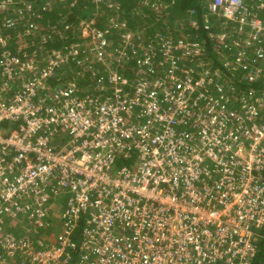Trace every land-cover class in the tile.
Segmentation results:
<instances>
[{
  "label": "built area",
  "instance_id": "2783aa9c",
  "mask_svg": "<svg viewBox=\"0 0 264 264\" xmlns=\"http://www.w3.org/2000/svg\"><path fill=\"white\" fill-rule=\"evenodd\" d=\"M11 2L0 0V12ZM208 3L212 16L238 22L246 35L234 65L225 59L223 66L264 85V48L252 43L264 26L246 18L244 0ZM7 41L0 34V126L14 129L0 127V217L48 228L53 202L61 206L55 242L15 240L0 226L7 257L21 264H252L264 239V92L224 96L209 65L190 57L197 45L178 42L175 52L167 42L158 56L144 54L147 77L113 73L98 85L101 99L83 98L75 84L49 86L54 68L67 63L65 51L39 69L36 51L11 53Z\"/></svg>",
  "mask_w": 264,
  "mask_h": 264
},
{
  "label": "trees",
  "instance_id": "16d2710c",
  "mask_svg": "<svg viewBox=\"0 0 264 264\" xmlns=\"http://www.w3.org/2000/svg\"><path fill=\"white\" fill-rule=\"evenodd\" d=\"M113 5L107 4L106 0H12L4 12L0 14V34L2 37L9 36L10 32L15 34V39L25 41V45L34 43H41V45H48L51 36L54 38L56 33L61 32L65 34L60 36L58 40L61 41V47H66L68 50L77 49L79 52L76 54L66 53L70 58L69 62L74 65L77 72L73 76L79 81V93L90 94V96L83 98L101 99L103 92L99 93V88L96 87L94 75L91 73L92 68L97 64L102 65L100 61L92 60L85 63L87 70L82 73L80 61L83 60L84 51L87 50V40L82 38L80 31L85 23L93 21L92 29L97 34L104 36V44L101 40H96V45L92 46L93 49H100V56H109L108 61L115 62L118 57L123 61L120 70L123 77L126 79L135 80L140 72L146 74L152 71L144 67V54L151 51L155 56H158L159 50L163 43L169 42L170 44L178 46V42L191 43L190 45L198 42L200 49L196 55H208L212 65L209 68L210 73L218 79V83L225 84L222 94L228 96L230 99L238 97L242 92H249V90L264 92V85L258 82H249L241 79L236 70L227 69L223 66L224 60L227 59L228 53L225 51L230 47L237 51L239 46L246 39V35H240L237 31L239 23L229 21L228 23L222 19L219 21L216 16H212L209 10L208 0H110ZM246 8V18L260 22L264 26V0H244ZM29 6V9L27 8ZM19 13L21 17L17 14ZM7 18L14 19V25L9 27L6 24ZM24 19V20H22ZM26 19V20H25ZM31 25V26H30ZM53 27V31H51ZM230 29V31H229ZM50 32H45L49 31ZM66 30V31H65ZM248 35H251V28L247 26ZM40 32H43L40 34ZM228 33L231 36L224 42H220V35ZM75 34V35H74ZM43 35V37H41ZM45 35V36H44ZM129 36V40H125V36ZM41 37V38H39ZM218 37L219 39H217ZM20 38V39H19ZM32 38H34L32 40ZM56 38V37H55ZM68 38V39H67ZM71 38V39H70ZM264 48V34H260L257 40L252 41ZM84 44V45H83ZM59 45V46H60ZM16 44L9 45V49L15 48L17 52L19 46ZM12 47V48H11ZM258 47V46H257ZM256 47V48H257ZM222 48V49H221ZM255 47L252 48V50ZM65 49V48H64ZM66 49V50H67ZM182 48L177 47L175 52ZM217 50L220 51V61L213 57ZM12 51V50H11ZM141 51V53L139 52ZM215 51V52H214ZM89 52V50H88ZM87 52V54H88ZM109 52V53H108ZM204 52V54H202ZM12 53V52H11ZM93 55L95 52H91ZM41 49L34 55L36 61L39 63V69L44 68L48 64L49 58L42 56ZM110 54V55H109ZM143 54V55H142ZM181 54V52H179ZM90 55V54H89ZM189 55H195L193 51ZM111 57V58H110ZM46 58V59H45ZM114 59V60H113ZM182 59H185L184 56ZM79 61V63H75ZM117 60V59H116ZM141 65V66H140ZM66 66V65H65ZM154 66L156 64L154 63ZM88 67H91L88 69ZM64 68V67H63ZM104 68V67H101ZM107 68V67H106ZM114 70V67L111 66ZM204 68V67H203ZM146 69V70H145ZM55 70L60 72L62 69L56 67ZM238 70V69H237ZM239 71V70H238ZM240 73H243L240 69ZM100 73V71H97ZM82 73V79L79 74ZM55 72L49 79L52 86H57L60 83L61 77H55ZM99 83L105 79L101 78V74L97 75ZM197 76H199L197 74ZM194 75V80H197ZM93 81L94 85H91ZM107 82V80H106ZM83 85H89L93 88L91 94L88 88L80 89ZM133 83H128L123 86L125 92H130ZM233 88V90H232ZM96 89V91H94ZM219 93L214 89L211 96H218ZM102 101V100H101ZM5 132L14 129V125L3 123L0 126ZM129 162V158L124 159ZM122 163V160L118 161ZM264 177V173L262 175ZM60 201H58L59 203ZM56 205L55 203L51 206ZM52 222V221H51ZM49 223V222H48ZM53 223V222H52ZM33 226H29V229ZM48 228L39 229V232L48 233ZM80 229L75 230V238L79 234ZM264 238V227L259 231ZM34 234V233H32ZM19 235H24L23 230ZM257 255L252 264H264V239H259L257 242Z\"/></svg>",
  "mask_w": 264,
  "mask_h": 264
},
{
  "label": "rangeland",
  "instance_id": "374dc122",
  "mask_svg": "<svg viewBox=\"0 0 264 264\" xmlns=\"http://www.w3.org/2000/svg\"><path fill=\"white\" fill-rule=\"evenodd\" d=\"M97 2L98 1H101V0H96ZM106 2H107V4L108 5H110V7L113 5V3L110 1V0H106ZM112 8V7H111ZM0 14H1V12H0ZM26 20V19H25ZM92 23H93V21L91 20L90 22H88V23H85L84 24V26L82 27V29L80 30V31H78V32H80V35H81V37L82 38H85V40H87V43H86V45H87V47H89V48H87V50H85L84 51V54H83V60L82 61H80V66L82 67V73L84 72V71H86L87 70V67L85 66V63H87L88 64V62H91L92 60H95V61H100V62H102L101 64V66H100V64H97V66H95L94 68H92V71H91V73H93V75H94V81H95V84H96V87H98L99 88V84H101V86H102V84H103V81H101V83H99V80L97 79V75L98 74H101V78L102 79H107V77L108 76H110L111 75V73L112 72H115V70H116V67L117 68H119L118 67V65L119 64H123L122 63V61H125V60H122V59H120V58H116L115 59V62L114 61H112V62H110V61H108L107 60V58L109 57V56H106V57H104V56H100V54H99V52H100V49L99 50H95V49H93V47L92 46H94V45H96L95 43L93 44L92 42H95L96 40H99V38H100V34H97L96 32H94L93 31V29H92ZM53 29V27H51V31H53L52 30ZM50 30L49 31H45V32H50ZM66 31V30H65ZM229 31H230V29H229ZM43 32H40V34H42ZM228 33H231V32H227V33H224V34H222V35H220L221 37H220V42H224L229 36H231V35H229ZM65 35V34H64ZM63 34H61V32H59L58 31V33H56V36H54V38L51 36V40L49 41V44L48 45H41L40 46V42L39 43H34V41L32 42V43H30V45L28 46V45H25V41L23 40V41H20V40H16L15 39V34H13V33H11L10 32V34H9V38H8V45L6 46V49L7 50H9L10 52H14V50H15V48H13V49H9V45H12L13 43L14 44H16L17 46H19L18 48H16L17 49V52H15L14 54H17V55H20V54H23V53H25V54H27V55H30L33 51H39L40 49H41V51H42V56L43 57H46V58H49L50 57V55H51V53H55V51H57V50H63V51H65V53H73V54H76V52L78 53L79 51L77 50V49H75V50H71V49H67L65 46L64 47H61V41L60 40H58L59 39V37L60 36H64ZM75 35V34H74ZM45 36V35H44ZM66 36V35H65ZM101 36H104V35H102L101 34ZM127 36V35H126ZM125 36V37H126ZM226 36H228V37H226ZM41 37H43V35H41ZM41 37H39V38H41ZM56 37V38H55ZM58 38V39H57ZM103 38V37H102ZM217 39H219L218 37H216ZM20 39V38H19ZM34 38H32V40H33ZM68 39V38H67ZM71 39V38H70ZM126 40V39H125ZM197 43L198 42H195V44H193V45H197ZM188 44H191V43H188ZM60 45V46H59ZM84 45V44H83ZM16 46V47H17ZM12 48V47H11ZM65 48V49H64ZM67 49V50H66ZM222 49V48H221ZM229 49H232L231 47L229 48ZM88 50H89V52H88ZM220 51L221 50H217L216 52H215V54H213V57L216 59V60H219L220 61ZM87 52H88V54H87ZM91 52H95V54L93 55V53H91ZM140 53H141V51H139ZM226 53H228V54H230V56L227 58V60H228V63H230V65L232 66V65H234V62L236 61V57H237V53L239 52V51H234V50H232L231 52H228V50H226L225 51ZM109 53V52H108ZM90 54V55H89ZM110 55V54H109ZM143 55V54H142ZM208 56V55H207ZM209 57V56H208ZM45 58V59H46ZM111 58V57H110ZM204 58H206V55L203 57V59ZM69 60H70V58H68L67 57V63L66 64H62V66L61 67H59V68H61L62 70L60 71V72H57L56 70H55V68H54V70H53V72H55L56 74H55V77L57 76V77H61V81H60V83L59 84H57V86H52V85H50V88L53 90V91H55L57 88H59V87H67V86H71V84H75L78 88H79V81L73 76V73L75 72H77V70H75L74 69V66L76 65V64H74V65H71L70 64V62H69ZM114 60V59H113ZM209 63H210V61H208ZM75 63H79V61H77L76 60V62ZM92 63V62H91ZM151 62L150 61H148L147 60V63H145V65H143V66H145L146 67V69H148L151 65ZM66 65V66H65ZM111 66H113L114 67V70L111 68ZM120 66V65H119ZM64 67V68H63ZM101 67H104V68H101ZM107 67V68H106ZM263 68L262 69H260L261 70V75H262V73H264V65L262 66ZM91 67H88V69H90ZM120 70H121V67L119 68ZM126 68H122V70H125ZM145 69V70H146ZM198 70H200V68H198ZM235 70L237 71V73H238V75L239 76H241V79L245 76V74L248 72V71H245V72H243V73H240L236 68H235ZM74 71V72H73ZM97 71H100V73H98ZM144 71V70H143ZM143 71H141L140 72V75H138L137 76V79H143V78H145V77H147L146 76V73L145 72H143ZM82 73H80L79 74V76L81 77V79H82ZM53 74V73H52ZM153 74V73H152ZM151 74V75H152ZM149 77V76H148ZM262 78H264L263 76H262ZM131 81H136L137 82V80H133V79H131ZM91 85H94L93 84V81L91 82ZM221 85H223V86H225V84L223 83V81H222V84ZM83 88H88L89 90H90V92H91V94L93 93V88L91 87V86H89V85H83V86H81V88L80 89H83ZM100 89V88H99ZM130 89V88H129ZM112 90V87L109 85V84H104V92H110ZM94 91H96V89H94ZM81 95L83 96V97H86V96H90V94H83V93H81ZM117 162V165H119V162L118 161H116ZM120 164H122V163H120ZM56 201V203H58V201H60L59 199H56L55 200ZM55 201L53 202V203H55ZM60 214H61V209L59 208V210H58V207L57 206H54L52 209H51V216L49 217V219H48V222H49V224L50 225H52L53 227V229H54V234H56L57 236L59 235V231L58 230H56L57 229V227L59 228V226H60ZM53 222H51V221ZM6 225H8V226H13L14 227V224H12L9 220H5V219H3V218H1L0 217V226H2V227H5ZM61 230V229H60ZM6 232V231H5ZM44 238V241H47L48 243H50L51 241H50V237H48V238H46V237H43ZM51 238H53L52 236H51ZM73 260H74V258H73ZM0 264H8V262L6 261V262H4V261H2V263H0Z\"/></svg>",
  "mask_w": 264,
  "mask_h": 264
},
{
  "label": "crops",
  "instance_id": "0c3cea01",
  "mask_svg": "<svg viewBox=\"0 0 264 264\" xmlns=\"http://www.w3.org/2000/svg\"><path fill=\"white\" fill-rule=\"evenodd\" d=\"M111 92L112 91H110L109 93H111ZM99 93H101V92H99ZM108 95H110V94H108ZM103 98H106V96H104ZM55 204L56 205H54V206H57L58 210H59V208L61 209L60 203H56V201H55ZM5 220H9L12 224H14V227L6 225L3 228V232L8 234L10 237H12L15 240H19V238L21 239V238L27 237L28 239H30L32 241L39 240L40 242H42L44 244H48L47 241H44L43 237H46V238L50 237L51 242H55V239L57 237V235L54 234V229L52 228L53 227L52 225L49 226L48 233H43L42 231L39 232V228L35 227L34 225H31L24 217H18V220H14V219L8 217ZM30 225L33 226V228L29 229ZM22 230H23L24 235H19V232ZM56 230H58L60 232V226H59V228L57 227ZM32 233H34V234H32ZM51 236L53 238H51ZM20 260L21 259L18 256L7 257V255L5 254L3 249L0 247V263H2V261H4V262L7 261L8 264H21Z\"/></svg>",
  "mask_w": 264,
  "mask_h": 264
},
{
  "label": "clouds",
  "instance_id": "9594fccd",
  "mask_svg": "<svg viewBox=\"0 0 264 264\" xmlns=\"http://www.w3.org/2000/svg\"><path fill=\"white\" fill-rule=\"evenodd\" d=\"M222 21V20H221ZM227 23L229 22V21H226ZM6 38H7V40H8V38H9V36H6ZM8 42V41H7ZM9 44V43H8ZM195 44V43H194ZM200 49V45L197 43V49L194 47V49L192 50L194 53H195V55L196 54H198L197 52H198V50ZM232 51V50H231ZM230 51V52H231ZM202 54H204V52L202 53ZM230 56V54H228V56H227V58ZM190 57L192 58V60H195V61H198V62H206L208 65H212V63L210 62H208V61H210L209 60V58H208V56L206 55V58H204L203 59V55H196V57L194 56V55H190ZM225 61V60H224ZM124 62H126V59H125V61ZM122 63H123V61H122ZM188 63V62H187ZM185 64V63H184ZM120 65V66H119ZM118 65V67L120 68V67H122V65H124V64H119ZM119 68H117L116 67V70H115V72H112L111 74H113V73H117V74H120L121 76H123L121 73H123V72H121L120 71V69ZM122 70V69H121ZM121 72V73H120ZM106 80V79H105ZM51 84L49 83V86H50ZM99 90V89H98ZM99 92H100V90H99ZM81 95V94H80Z\"/></svg>",
  "mask_w": 264,
  "mask_h": 264
}]
</instances>
